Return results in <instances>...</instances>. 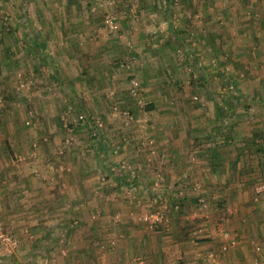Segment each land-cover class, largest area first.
Segmentation results:
<instances>
[{"label":"rangeland","instance_id":"1","mask_svg":"<svg viewBox=\"0 0 264 264\" xmlns=\"http://www.w3.org/2000/svg\"><path fill=\"white\" fill-rule=\"evenodd\" d=\"M252 10L261 16L264 0H0V218L17 247L30 244L25 252L20 246L10 254L0 248V264H19L25 257L29 264L57 263L51 244H63L65 252L66 240L54 230L77 214L75 198L86 202L82 216H94L86 224L108 217L105 223L113 227L121 219L120 202L131 203L134 189L148 198L143 211L167 205V226L149 229L141 221L144 227L166 237L182 231L197 236L200 219L189 214L209 208L207 198L198 193L194 209L165 202L159 174L151 179L159 183L153 190L160 202L142 176H151L147 165L162 167L169 146L180 145L192 158L195 136L207 139L216 132L221 137L230 133L232 122L233 132L242 131L241 113L253 112L243 106L262 101L264 69L241 68L227 58L229 40L241 43L249 34L241 28ZM110 13L117 17L116 31L103 23ZM72 21L85 26L73 37ZM254 21L257 25L260 17ZM179 35L183 45L177 43ZM42 40L40 52L34 43ZM237 55L228 57L241 62ZM225 100L233 102L234 111ZM94 125L105 137L104 152L91 138L88 127ZM172 176L186 182L195 174L188 169ZM133 180L140 182L130 190ZM180 191L175 194L185 196ZM223 209L209 214L220 219ZM178 212L183 216L176 222ZM35 231L42 236L26 243L25 234Z\"/></svg>","mask_w":264,"mask_h":264},{"label":"crops","instance_id":"2","mask_svg":"<svg viewBox=\"0 0 264 264\" xmlns=\"http://www.w3.org/2000/svg\"><path fill=\"white\" fill-rule=\"evenodd\" d=\"M259 9L261 8L259 7ZM260 13L261 16L252 10L248 12L246 18H243V20L248 19V22H244L241 29L244 32L248 29L249 34L244 35L245 38L243 37L241 43L235 44L233 37L231 41L229 40L230 48L227 50V54L238 53L237 58L241 60L242 67L249 68L251 66L264 69V10H261ZM259 17L260 21L256 25L254 20ZM71 24L68 26L70 35L73 34L71 37L77 35L74 34L75 30L82 31L85 27L83 24L73 21ZM170 28L171 26L168 27V30ZM79 35L82 36V34ZM178 37L180 38V35ZM179 38L177 43L183 45L185 40L182 39L181 42ZM165 42L169 47L174 46V44L170 45L171 42L166 40ZM45 43V40L36 41L34 45L37 47V51L42 52L41 47L46 45ZM164 45L166 44L164 43ZM260 92H262L261 102L258 104L247 102L243 106V109L248 106L249 110L253 112L246 115L247 111L243 110L241 113L243 116L239 121V126L242 131L233 132L234 124L232 122L230 125L233 128H230V133L221 136L222 138L215 134L216 132L210 133L207 139L201 136L197 138V135L193 138L197 145L192 158L187 155L186 150H182L181 146L176 144L175 148L168 147L167 153L160 161L162 167L158 164L160 167L158 170L155 169L157 167L155 165H147L145 168V171L149 175L151 174L147 179L142 176L145 186L150 185L148 191L158 189L154 187L158 182H154L153 185L151 178L161 175V179L158 178V181L162 182L160 185L164 194L161 192V195H164L165 202L179 203L180 207L190 206L193 208L192 203L201 200V198L196 199L198 193L207 198L210 203L209 208L201 211L193 208L194 212L189 214L191 219H200L198 234H201L194 237L191 233L182 231V234L174 232V235L170 234L166 237L159 235L158 231L153 232L146 226L144 227L138 217L145 206L144 202L147 203V200H144V197L147 196L142 195L141 189L134 191L136 183L140 181L133 180V183L129 182V186L131 185L129 189H134L132 190L134 196L131 203L127 200L125 203L120 202L121 206L118 208H121V219L113 227H109L105 223L108 217H103L102 222L86 224L85 221L91 219L92 216L90 215L88 218L81 215L80 209L86 202L75 198L80 203L79 208L75 207L77 214L68 215L65 218L67 225L54 230L57 236H65L63 238L66 240L65 252L62 248L63 244H51V249H56L58 254L55 264H264V87ZM229 120L233 121L235 118ZM170 137L176 140L174 136ZM186 137L184 136L185 142L188 140ZM121 139L123 141V137ZM206 141L207 143H205ZM218 141H220L219 144L215 145ZM6 159L7 156L2 161H6ZM191 161L194 162L193 165L189 164L188 166L187 164ZM188 169L194 170V179L190 178L186 182H182L184 179L181 178L182 176H177L176 180L173 179L172 174L188 171ZM162 174L165 176L163 177ZM196 186L201 189L199 192L192 191ZM177 188H181L180 193H185V196L184 194L183 196L175 194ZM210 190L211 192L215 190L217 196L208 195ZM155 191L151 192V195L154 194L155 200L159 199L162 202L161 195ZM126 197L129 198V196ZM224 205L226 211L223 212L222 218L216 219L211 215L213 213L209 214L217 208L224 210ZM135 209H139V211H135ZM182 213H177L176 222H179V216H183ZM108 221L110 222V219ZM173 222H175V218ZM77 224H79L78 227ZM53 229L50 227L51 231L48 232V235L53 234ZM38 232L41 231L38 230ZM38 232L26 233V243L33 237H39V235L41 237L42 234ZM229 239L236 241L235 247L226 252H220V245ZM19 246L21 251L25 252L26 249H29L30 244L22 243L18 244ZM218 251L219 258L212 262L209 255ZM26 258H22L23 261L19 264H29ZM53 260L55 261V259L51 261ZM18 262V260H13L10 264H18ZM35 262L36 260H33L31 264H35ZM46 264H50V262Z\"/></svg>","mask_w":264,"mask_h":264},{"label":"built area","instance_id":"3","mask_svg":"<svg viewBox=\"0 0 264 264\" xmlns=\"http://www.w3.org/2000/svg\"><path fill=\"white\" fill-rule=\"evenodd\" d=\"M93 10H95V8H93ZM103 23L110 31H116L118 29L117 17L113 13L107 14L103 19ZM133 84L135 85L134 82ZM131 91L133 93L132 95L136 98L137 97L136 90L132 88ZM136 102L140 107L144 106V102L141 98H136ZM124 113L125 115H128V112H124ZM203 206L204 205L201 204L200 209H203ZM177 207L178 205H175L174 208ZM166 210H167V205L163 204L162 208L160 209L150 210L140 214L138 219L140 221H143L144 224L149 229H155L160 226H166L168 224V217ZM92 217L94 218V216ZM220 232L223 235L222 230H220ZM235 245H236V241L234 239L226 240L220 245L219 251L226 252L230 248L235 247ZM0 248H2L4 252L7 254L13 253L18 249L13 236L4 228L1 218H0ZM256 249L258 250L259 247L257 246ZM219 251L217 253H211L209 255V258L212 262H215L219 258V254H218ZM35 264H46V263L42 262L41 260L38 261L36 260Z\"/></svg>","mask_w":264,"mask_h":264},{"label":"trees","instance_id":"4","mask_svg":"<svg viewBox=\"0 0 264 264\" xmlns=\"http://www.w3.org/2000/svg\"><path fill=\"white\" fill-rule=\"evenodd\" d=\"M180 41L182 42L183 40L180 38ZM41 48L44 49V45H42ZM220 53H223L224 54V52H223V50L221 48H220ZM227 58H228L229 61H231L235 65L240 64L241 65V68H242V63L241 62H237V61L231 60V58L228 57V55H227ZM225 102H226L225 104L229 105V109L231 111H234V104H233V102L232 101H227V100H225ZM146 109H149V110L150 109H153V105L152 104H147ZM218 109H220V111L223 110L221 107H219ZM84 119L85 120L87 119V121H90L89 117H86ZM88 129L92 133L91 138L98 141L99 148L104 152L106 150V147H107L106 142H105V139H104L105 138L104 135L101 134V132H99L97 130V128L95 127V125L94 126H91V127H88ZM111 172L114 174V176L116 175V177L119 176L120 178L125 179L124 178L125 176H123V174L121 172H113V170Z\"/></svg>","mask_w":264,"mask_h":264}]
</instances>
